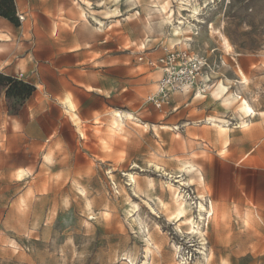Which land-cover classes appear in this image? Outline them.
<instances>
[{"label":"rangeland","instance_id":"obj_1","mask_svg":"<svg viewBox=\"0 0 264 264\" xmlns=\"http://www.w3.org/2000/svg\"><path fill=\"white\" fill-rule=\"evenodd\" d=\"M57 22L105 41L107 62L80 64L91 98L73 76L25 100L0 92V264H264V0H59ZM165 46L205 61L207 90L177 93L175 113L146 101L158 73L140 58ZM99 100L106 115L83 123ZM22 109L35 135L9 140ZM184 200L194 224L180 227Z\"/></svg>","mask_w":264,"mask_h":264},{"label":"crops","instance_id":"obj_2","mask_svg":"<svg viewBox=\"0 0 264 264\" xmlns=\"http://www.w3.org/2000/svg\"><path fill=\"white\" fill-rule=\"evenodd\" d=\"M15 1L17 12L19 15L25 17V21L20 25H15L8 19L0 16V72L18 77L22 74V79L27 82L31 80L30 83L35 85L36 91L34 93L41 91V86L45 84V80L49 75L56 80L63 81L73 76L76 79L80 78L83 80L82 83L78 84L79 88H83L88 97L91 98V93L94 91L89 89L88 86H96H93L94 83L88 77L80 75V64L87 61L86 66L88 70H91V67L97 64L96 62L99 65L106 64L105 41L101 39L95 42L80 40L73 30L70 31L64 27L59 28L58 22L56 23L59 0ZM159 54H162V50ZM148 58H156V56L146 57L145 59ZM144 63L148 66L145 61ZM101 69L99 67V70ZM153 71L158 73V79L155 84L157 88L161 72L155 69ZM103 83L99 82L98 87L101 88ZM65 84L66 86L71 85L67 82H64ZM180 94L182 98L184 96L188 98V94L190 93ZM176 95L178 94L174 93L172 95V104L164 110H160L161 112L175 113L180 110L181 105L177 104L178 99L176 100ZM97 103L98 106L90 104L86 107L83 123L86 120L91 122L96 113L106 115V102L99 100ZM8 117L7 126L4 127V130H7V138L9 140L20 138L19 135L21 136V132L24 129L30 134L35 135L34 131H31L34 128V122H27L26 111L23 109L19 110L14 116ZM1 119L2 109H0V121ZM14 122L18 123V129H14ZM157 123L158 121L151 122L152 125H157ZM73 126L75 128V125ZM167 126L176 127L178 125Z\"/></svg>","mask_w":264,"mask_h":264},{"label":"built area","instance_id":"obj_3","mask_svg":"<svg viewBox=\"0 0 264 264\" xmlns=\"http://www.w3.org/2000/svg\"><path fill=\"white\" fill-rule=\"evenodd\" d=\"M24 20L23 15H19ZM149 67L159 70L161 78L154 92L147 95L146 101L159 110H164L172 104L174 93H194L198 95L205 93L206 84L200 82L199 75L202 73L205 61L192 56L188 50L183 48H162V54L156 58H140ZM23 75L20 74V77ZM202 87H200V83Z\"/></svg>","mask_w":264,"mask_h":264},{"label":"bare ground","instance_id":"obj_4","mask_svg":"<svg viewBox=\"0 0 264 264\" xmlns=\"http://www.w3.org/2000/svg\"><path fill=\"white\" fill-rule=\"evenodd\" d=\"M195 3V2H194ZM161 4V3H160ZM163 5V4H162ZM167 5V4H166ZM157 7H158V5H156ZM160 7V6H159ZM163 7V9L165 8L164 6H162ZM172 9V8H171ZM159 10V9H158ZM194 11H195V9H194ZM173 12V11H172ZM84 13V12H83ZM164 13V12H163ZM162 13V14H163ZM197 13V12H196ZM161 14V13H160ZM198 15V14H197ZM151 16V15H150ZM149 17V16H148ZM165 17V16H164ZM163 17V18H164ZM85 19H87V14H86V16H85ZM165 19L170 23V24H172V25H174L173 24V19H172V14H170V15H168V16H166L165 17ZM178 19V18H177ZM88 20V19H87ZM183 21V20H182ZM182 21L181 20H178V22L179 23H182ZM175 22V21H174ZM101 23V22H100ZM102 24V23H101ZM188 27V26H187ZM97 28H99V27H97ZM185 30V29H184ZM183 30V31H184ZM174 31H175V33L176 34H179L180 33V31H181V29L179 30V28H178V25H177V27H176V25H174ZM190 39V38H189ZM223 39L225 40V43H227L228 45H229V40L226 38V37H224L223 36ZM226 87V86H225ZM249 101H247L246 99H244L243 100V102H242V105H241V108H242V110L246 113V114H248V115H252V116H254V115H256V111L254 110V108L248 103ZM251 109L252 110V112L251 113H249L247 110L248 109ZM117 116H119V118L121 119V122L122 123H124V121H125V119H135L134 118V116L131 114V113H125V112H121V111H118L117 112ZM217 125V124H216ZM218 127H220V128H222L223 130H226V128H224L222 125H218ZM229 128V127H228ZM228 143V142H227ZM184 171L185 172H187V173H196V172H198V168L194 165V164H187L186 166H185V168H184ZM179 176H182V175H179ZM130 177H131V180L134 182L135 181V177L133 176V175H130ZM201 179H203V175L201 174ZM152 185V184H151ZM169 186H172V184L170 183L169 184ZM178 197H180V198H182L183 197V195H182V193L179 191L178 193ZM180 198H178L177 200H179ZM176 200V201H177ZM182 200V199H181ZM176 203H178V202H176ZM178 205H179V208H177L178 209V211H177V213L175 214V218L178 220V221H180V224H179V226L181 227L182 226V223H184V224H194V221L192 220H187V219H185L184 220V218H186V213H187V211H188V208H189V203L186 201V200H184V201H182V202H179L178 203ZM199 206H200V209L201 210H204V211H206V213L207 212H210V209L207 207V206H205L203 203H201L200 202V204H199ZM136 208H137V210H139V205H137L136 204ZM176 211V210H175ZM138 212V211H137ZM202 213V212H201ZM200 213V215H201V218L203 219L204 217L202 216V214ZM172 217V216H171ZM173 217V218H174ZM143 222V221H142ZM141 222V223H142ZM196 223V222H195ZM198 225V224H197ZM196 225V226H197ZM143 226V225H142ZM144 227V226H143ZM198 228V227H197ZM195 229V226L194 225H192L191 227H188V230H187V234H192V233H198V232H200V233H202V231L203 230H199V229ZM181 231V230H180ZM148 232H149V228H148ZM201 235V234H200ZM177 249V248H176ZM209 258V257H208ZM124 259H128V257L126 256V257H124ZM130 261H131V264H135L134 263V260H132L131 258H130Z\"/></svg>","mask_w":264,"mask_h":264},{"label":"trees","instance_id":"obj_5","mask_svg":"<svg viewBox=\"0 0 264 264\" xmlns=\"http://www.w3.org/2000/svg\"><path fill=\"white\" fill-rule=\"evenodd\" d=\"M0 16L19 25L15 0H0ZM4 90L7 99L25 100L36 91L35 85L15 76L0 72V92Z\"/></svg>","mask_w":264,"mask_h":264},{"label":"snow or ice","instance_id":"obj_6","mask_svg":"<svg viewBox=\"0 0 264 264\" xmlns=\"http://www.w3.org/2000/svg\"><path fill=\"white\" fill-rule=\"evenodd\" d=\"M249 113H251L252 112V110L249 108L248 110H247Z\"/></svg>","mask_w":264,"mask_h":264}]
</instances>
